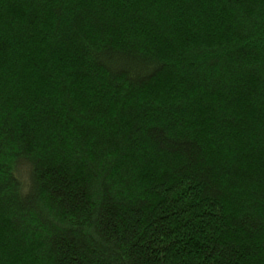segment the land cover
<instances>
[{
	"label": "trees",
	"instance_id": "1",
	"mask_svg": "<svg viewBox=\"0 0 264 264\" xmlns=\"http://www.w3.org/2000/svg\"><path fill=\"white\" fill-rule=\"evenodd\" d=\"M0 264H264V0H0Z\"/></svg>",
	"mask_w": 264,
	"mask_h": 264
}]
</instances>
